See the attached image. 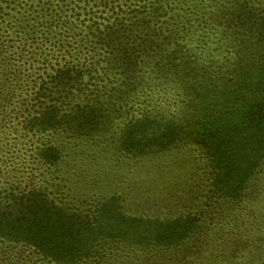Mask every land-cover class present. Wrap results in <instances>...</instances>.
<instances>
[{"label": "rangeland", "instance_id": "374dc122", "mask_svg": "<svg viewBox=\"0 0 264 264\" xmlns=\"http://www.w3.org/2000/svg\"><path fill=\"white\" fill-rule=\"evenodd\" d=\"M71 1L0 0V192L39 188L82 213L116 196L128 214L147 223L195 220L192 233L171 245L112 243L101 247L103 258L78 264H264V122L246 120L245 95L259 85L240 76L242 57L264 55V29L223 22L221 11L242 0H169V8L161 0H90L86 6L76 0L83 17L57 20L56 9ZM96 15L111 17L114 30H132L130 39L122 35L113 46L131 41L130 65L119 66L123 50L104 46V34L90 32L95 21L105 27ZM60 67L73 69L75 78L71 89L56 92L52 80ZM39 100L71 115L79 106H97V123L87 133L33 131L27 123ZM192 107L212 111L209 129L229 123L232 142L239 138L252 151L241 152L246 167H257L237 195L216 176L200 125L196 136L192 132L207 122L205 116L194 122ZM140 117H167L180 139L147 154L124 150L127 126ZM48 143L58 145V163L41 161L38 148ZM227 148L226 160L238 161L233 143ZM17 241L0 236V264H66Z\"/></svg>", "mask_w": 264, "mask_h": 264}, {"label": "trees", "instance_id": "16d2710c", "mask_svg": "<svg viewBox=\"0 0 264 264\" xmlns=\"http://www.w3.org/2000/svg\"><path fill=\"white\" fill-rule=\"evenodd\" d=\"M161 1L162 6L168 7L166 3L169 4V0ZM254 1L242 0L237 7L233 6V9L221 11L223 22H228L229 25H234L237 28L250 25L249 27L263 30L264 5L256 7L253 5ZM82 2L85 6L90 4V0H83ZM84 5L79 6L76 0H73L67 3L65 7L60 5L54 16L57 20L81 19L84 15L82 9ZM114 13L115 11L112 14ZM108 16L96 15L97 20L105 21V27L100 29V23L95 21L91 23L90 32L104 34L102 40L105 41L104 46L107 47L117 45L116 43L119 42L122 35L126 36L127 34V38L130 39L132 30L125 27L114 30L113 22L110 20L111 17ZM130 43L127 42L125 46L121 43V48H112V50H123V53L116 57L119 66L126 67V65H120V61L130 65L129 62L133 60L128 52V49L132 47ZM150 44H153V42L147 41V45ZM2 46L7 47V45ZM239 49L240 47L237 50L239 51ZM242 60L244 66L241 67L240 76L246 79L250 77L259 85L258 88H249L245 95L248 103L245 118L247 121L256 118L264 122V55L254 57L253 54L248 58L242 57ZM72 71L73 69L64 70V67L57 69V73L52 80L56 84V92L59 87H62V91L71 89L69 84L75 78L71 76ZM43 94L40 91L37 98L42 97ZM39 101L41 104V100ZM43 103L27 123V128L33 131L47 134L50 131L57 132L59 129H65L72 132L85 131L87 133L91 130L90 127L97 123V121H94L97 106L95 108L93 105H88L86 108L79 106L75 110L76 114L71 115L55 104L43 107ZM218 108H220L219 112L224 110L223 105H218ZM194 109L196 108L192 107L189 115L194 122L200 116L206 117L207 114L210 116L212 112L209 109H204V111L196 109V113H194ZM192 113L194 114L192 115ZM208 121L206 125L204 123L195 124L196 126L192 132L196 136V129L200 125L198 137L205 144L208 141L207 155L210 157V164L215 169L216 176L221 180L223 187L231 183V187L229 186L230 194L237 195L242 190V182L250 174L251 169L257 167L256 162H249L246 167L247 162L240 160V157L244 155L241 152L244 153L248 149V154H251L252 151H250V148H245L246 145L242 147L239 138L236 143L232 142L235 135H231L232 131L228 129L229 123H221L216 129H209L210 122ZM137 139H140L139 142ZM179 139V128L167 117L162 119L159 117L156 119L140 117L133 119L127 126L123 140L124 150L136 155L147 154L151 149H154V151L165 149L169 147V144ZM229 143L230 145H228ZM232 143L238 155V161L232 162L233 165L229 163L230 160H226L227 153H225V151H228L227 147L232 146ZM38 155L44 164L58 163L62 156L58 145L54 143L41 145L38 148ZM22 190L17 191L11 188L5 191L6 195L0 192V236L8 237L14 241L17 239V242L28 241L41 254L56 262L78 264L83 260L94 257L101 259L105 254L104 249H101V247L118 242H125L124 244L129 247L157 248L160 246L162 248V246L175 243L178 238L184 239L185 236L187 237L192 233L194 227H197L195 220L190 216L184 217L185 220H182L184 224L177 219L172 223L163 224L159 221L147 223L148 221L142 217L128 214L122 202L116 196L108 197L95 206V209H89L88 213H82L55 203L42 189L25 188ZM188 217H190V221H188Z\"/></svg>", "mask_w": 264, "mask_h": 264}]
</instances>
